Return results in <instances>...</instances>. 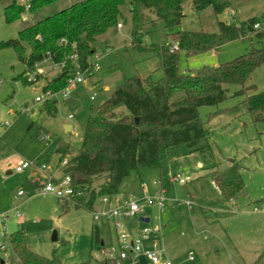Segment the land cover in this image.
<instances>
[{
    "label": "rangeland",
    "instance_id": "374dc122",
    "mask_svg": "<svg viewBox=\"0 0 264 264\" xmlns=\"http://www.w3.org/2000/svg\"><path fill=\"white\" fill-rule=\"evenodd\" d=\"M80 1L83 0H58L33 14L23 13L12 23L6 21L5 5L0 1V42L18 38L23 28ZM183 11L185 16L180 23L168 24L154 12L143 9L142 43L167 45L173 42L172 34L181 30L217 33L220 21L236 23L256 18L264 26V0H232L229 9L219 14L211 7L196 11L192 2L187 1ZM122 13L119 21L122 27L109 29L98 38L95 53L89 60L94 66L91 72L83 74L84 82L73 84L72 94L67 99L56 95L50 100H57L54 115L48 114L43 102H37L36 97L43 94L44 85L60 70L46 59L41 63V71L29 81L30 72L18 59L16 51L13 48L0 51V215L9 213L10 232L22 233L28 248L47 259L46 264H98L101 254L91 250L94 227L99 229L105 246L117 244V233L111 222L95 221L92 210L84 207L66 209L57 195L41 191L42 181L38 175L42 172L36 168L17 172L16 166L24 160L34 162L37 167L45 165L46 174L60 182L65 173L57 149L62 145L70 146L64 161L78 152L91 107L109 99L128 78L140 75L158 80L163 76L156 57L131 43L129 1L122 7ZM263 46L264 36L240 38L212 52L189 58L183 55L180 70L217 66ZM23 74L28 84L23 82ZM251 84L256 90H248L249 95L264 91V63L254 70L246 86ZM239 88L232 85L226 100L199 108L208 133L196 147H175L160 167L132 170L116 194L125 200L143 203L142 185L151 197L163 189L166 199L163 210L145 203L144 211L132 219V226L144 225L153 230L161 227L159 248L164 247L167 258L174 264H252L264 252V113L252 115L236 111L242 99L235 94ZM70 113L74 118H68ZM65 124L73 129L67 132ZM234 162L241 166L245 194L238 201L229 202L207 173ZM177 173L188 174L192 179L180 184L173 178ZM104 180V175L95 178L93 186L98 187ZM20 190L22 195H18ZM98 205L99 201L94 210ZM16 211L24 217L21 225L15 222ZM144 215L150 218L149 222L140 219ZM54 231L57 240H52ZM154 236L152 232L151 237ZM190 256L194 259L190 260ZM2 260L4 263L0 259V264H20L9 258Z\"/></svg>",
    "mask_w": 264,
    "mask_h": 264
},
{
    "label": "trees",
    "instance_id": "16d2710c",
    "mask_svg": "<svg viewBox=\"0 0 264 264\" xmlns=\"http://www.w3.org/2000/svg\"><path fill=\"white\" fill-rule=\"evenodd\" d=\"M4 3V16L8 23L20 19L24 8L16 0H0ZM58 0H32V14ZM129 1L132 15L131 43L138 50L151 52L163 76L154 80L151 76L136 75L119 85L99 106H92L83 127L81 147L62 167L70 175L74 189L81 192L70 201H62L66 209L95 208L103 195H115L123 179L140 167H160L168 152L178 146H197L208 130L199 116V108L216 105L228 97L229 87H240L235 92L242 96L235 107L254 115L264 113V91L247 85L252 73L264 63V46L252 48L239 57L215 65L180 70V59L217 50L221 45L240 39L264 36V26L256 18L236 23L219 22V32L181 30L172 34L173 42L167 45H144L141 20L143 9L156 14L168 24H178L185 16L183 5L192 2L196 11L211 7L216 14L229 9L232 0H83L62 9L19 31L16 39L0 42V51L13 48L27 72L45 59L65 65L59 74L44 85V89L60 90L75 76L78 68L86 70L95 53L98 38L109 29H117L123 17L122 7ZM172 21V22H170ZM257 25V27H256ZM177 45V49H172ZM71 56H76L75 60ZM25 74V73H24ZM22 76L24 83L27 79ZM32 84V83H31ZM57 100L44 103L48 114L56 113ZM135 117H139L136 124ZM70 146H59L63 157ZM241 166L234 162L223 168L210 170L207 175L222 196L229 202L238 201L245 194L240 174ZM105 180L98 187L93 180L99 176ZM14 258L20 264H46L49 261L33 253L25 243L22 233H13ZM108 246L94 227L91 250L105 255ZM80 264H90L83 262ZM98 264L110 263L102 258ZM121 264H132L131 258ZM139 264V263H137ZM252 264H264V252Z\"/></svg>",
    "mask_w": 264,
    "mask_h": 264
},
{
    "label": "built area",
    "instance_id": "2783aa9c",
    "mask_svg": "<svg viewBox=\"0 0 264 264\" xmlns=\"http://www.w3.org/2000/svg\"><path fill=\"white\" fill-rule=\"evenodd\" d=\"M16 1L24 8V13L29 12L32 0ZM121 27L122 24L119 23L118 28ZM172 49H177V45H173ZM71 59L75 60L76 56H71ZM41 63H38L36 65L35 70L32 71L33 75H31L32 72L29 73V81H32L37 72L41 71ZM53 65L56 69L61 71L65 63L53 62ZM93 66L94 63L90 64L89 67L84 71L80 70L77 66L78 70L75 76L68 80L67 85L64 88L58 91H55L53 89H43V94L37 95L36 101L43 102L44 104L50 101L56 95L61 96L63 99H67L72 94L73 84L83 83V74L85 72H91ZM73 117V113H70L68 116V118ZM66 162L67 161L63 160V162L61 163L62 167L66 164ZM28 168H36L40 172L44 173L42 175H38L39 180L42 181L41 191L44 193L52 192L57 195L62 201H70L75 195L81 194L80 191L74 189V187L72 186L70 175L65 174L64 178L60 182H56L55 179L46 174L47 167L45 165L37 167L34 162L24 160L21 164L16 166V171L22 172L23 170ZM173 178L180 184H186L192 179L190 175H184L181 173L175 174ZM142 190L145 194L143 203H139L135 199L125 200L116 194L103 195L97 199V202L99 201L100 205L98 206L99 208L92 210L93 219L95 221L104 219L107 222H111L117 233V244L108 246L105 255H101V259L105 258L110 263L115 262L117 264H121L123 260L131 258L132 264H137L141 262L142 258H145L150 264H174L171 260L162 256L164 249L159 248L158 234L160 233L161 227L153 230L148 226H143L135 235H132L127 230L130 226H132V219L144 211L145 203L154 204L161 211L164 208L166 199L163 196V189H161V192L154 197L148 195V192L144 186ZM22 194L23 191L20 190L18 192V195ZM187 204L189 206L192 205L190 201H188ZM14 216L17 225H21L24 221V217L21 212L16 211ZM8 222V212L0 215V259L10 258L12 255H14L12 243L13 233L9 230ZM152 232H155V236L153 238L151 237ZM189 259L193 260L194 258L190 256Z\"/></svg>",
    "mask_w": 264,
    "mask_h": 264
},
{
    "label": "crops",
    "instance_id": "0c3cea01",
    "mask_svg": "<svg viewBox=\"0 0 264 264\" xmlns=\"http://www.w3.org/2000/svg\"><path fill=\"white\" fill-rule=\"evenodd\" d=\"M74 118V117H73ZM65 126H68V124H65ZM71 126V125H70ZM73 128H72V126H71V128H70V131L72 130ZM69 132V131H68ZM43 173V172H42ZM44 174V173H43ZM37 176V175H36ZM35 176V177H36ZM34 177V178H35ZM143 186L144 185H142V189H143ZM145 187V186H144ZM146 189V188H145ZM148 192V191H147ZM97 205V204H96ZM95 205V206H96ZM99 206V205H98ZM140 219L142 220V219H149V221H150V218L147 216V215H144V216H142V217H140ZM143 222H147L146 220H142ZM17 224V223H16ZM131 225H132V223H131ZM144 225H136V226H130L127 230H128V232L129 233H131L132 235H135V234H137L138 232H139V229L141 228V227H143ZM163 249H164V247H163ZM162 256L164 257V258H167V255H166V251H165V249H164V252H163V254H162ZM14 259V261H16V259L14 258V255H12L9 259L11 260V259ZM13 261V262H14ZM1 263H4V261L1 259ZM139 264H150L148 261H147V259H145V258H142L141 259V262L139 263Z\"/></svg>",
    "mask_w": 264,
    "mask_h": 264
},
{
    "label": "water",
    "instance_id": "95a60500",
    "mask_svg": "<svg viewBox=\"0 0 264 264\" xmlns=\"http://www.w3.org/2000/svg\"><path fill=\"white\" fill-rule=\"evenodd\" d=\"M170 22H172V21H170ZM134 121H135V123L137 124V123L139 122V117H135V118H134ZM70 128H71L70 125L65 126V130H66L67 132L70 131ZM142 220H146L147 222H149V219H142ZM57 239H58L57 232L54 231V233H53V235H52V240H57ZM102 245H103V241H102ZM13 261H14V259L12 258V259H11V262H13Z\"/></svg>",
    "mask_w": 264,
    "mask_h": 264
}]
</instances>
